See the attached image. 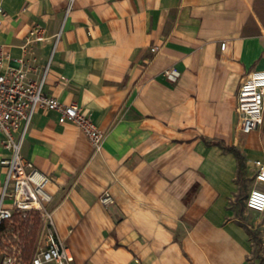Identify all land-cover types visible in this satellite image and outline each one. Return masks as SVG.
<instances>
[{
    "label": "crops",
    "instance_id": "1",
    "mask_svg": "<svg viewBox=\"0 0 264 264\" xmlns=\"http://www.w3.org/2000/svg\"><path fill=\"white\" fill-rule=\"evenodd\" d=\"M256 1L0 0L4 69L37 83L47 67L42 92L78 104L104 133L94 153L74 125L39 109L22 145L50 179L72 264H264V211L245 207L250 189L264 190L253 181L264 113L243 135L236 112L239 85L264 70ZM170 68L175 84L163 77ZM3 180L0 167V191Z\"/></svg>",
    "mask_w": 264,
    "mask_h": 264
},
{
    "label": "built area",
    "instance_id": "2",
    "mask_svg": "<svg viewBox=\"0 0 264 264\" xmlns=\"http://www.w3.org/2000/svg\"><path fill=\"white\" fill-rule=\"evenodd\" d=\"M0 5V32L6 19ZM58 35L56 37V40ZM37 40H41L38 38ZM225 43L220 44L224 49ZM156 49H151L154 52ZM4 52L0 45V133L2 147L9 152L7 158L0 159L4 180L0 191V227L13 223L15 219L25 221L38 216L42 222L39 245L29 264H72L73 256L55 230L51 208L52 195L47 190L49 177L22 156V145L28 134L35 112L39 109L55 111L59 123H70L87 138L94 153H99L104 141V133L90 120L80 106L74 102L64 104L42 92L47 67L39 82L26 79V73L19 68L4 69ZM170 84L180 78L174 68L163 72ZM237 130L247 135L263 122L264 113V70L251 71L239 85L236 93ZM255 169L253 181L264 184V161H253ZM99 202L107 207L113 204L108 190L102 192ZM245 207L255 212L264 211V190L253 187L245 199ZM1 264H20L15 257L4 255ZM89 264V263H84Z\"/></svg>",
    "mask_w": 264,
    "mask_h": 264
},
{
    "label": "rangeland",
    "instance_id": "3",
    "mask_svg": "<svg viewBox=\"0 0 264 264\" xmlns=\"http://www.w3.org/2000/svg\"><path fill=\"white\" fill-rule=\"evenodd\" d=\"M256 5L264 24V0H257ZM245 191L246 189L242 188L235 201L240 214L244 211ZM42 229V222L38 216L25 221L15 219L13 223H5L0 231V264L4 255L15 257L20 264H29L41 240ZM28 248H30V257L26 259L25 254Z\"/></svg>",
    "mask_w": 264,
    "mask_h": 264
},
{
    "label": "trees",
    "instance_id": "4",
    "mask_svg": "<svg viewBox=\"0 0 264 264\" xmlns=\"http://www.w3.org/2000/svg\"><path fill=\"white\" fill-rule=\"evenodd\" d=\"M229 150L233 151L235 153L236 157L238 158V161L240 162L241 161V157H240L239 153L236 152L233 148H229ZM1 230H2V227H0V231ZM29 255H30V248H28V251H26V254H25L26 259L30 257Z\"/></svg>",
    "mask_w": 264,
    "mask_h": 264
}]
</instances>
